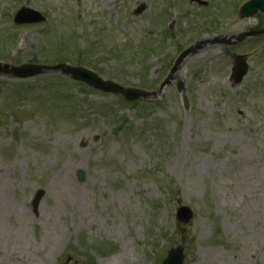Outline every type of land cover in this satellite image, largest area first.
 Masks as SVG:
<instances>
[{"label":"rangeland","instance_id":"374dc122","mask_svg":"<svg viewBox=\"0 0 264 264\" xmlns=\"http://www.w3.org/2000/svg\"><path fill=\"white\" fill-rule=\"evenodd\" d=\"M203 1L0 0V264H162L179 249L184 264H264V39L205 47L134 106L12 70L76 66L82 50L103 79L158 92L181 50L264 26L235 12L248 0ZM23 7L47 21L15 25ZM238 56L250 73L233 87Z\"/></svg>","mask_w":264,"mask_h":264},{"label":"water","instance_id":"95a60500","mask_svg":"<svg viewBox=\"0 0 264 264\" xmlns=\"http://www.w3.org/2000/svg\"><path fill=\"white\" fill-rule=\"evenodd\" d=\"M192 2H199V0H191ZM200 3V2H199ZM144 10V7H142L138 14H140ZM259 10L264 11V0H254L247 4L242 11L243 17H250L254 16ZM45 21V18L38 12L31 10L29 8H23L20 10L16 17L15 22L17 24H33V23H39ZM260 35L258 32H249L247 34L241 35L238 39L242 41L248 36H256ZM226 42V41H225ZM222 42L220 39H215L212 41H204L202 43L197 44L195 47H192L191 49L187 50L182 56L177 60V65L173 69V73H175L185 58L188 56L196 54L200 49H202L204 46L208 44H222L225 43ZM1 67V65H0ZM6 69H8V66H5ZM248 65L246 64V60L244 58H239L236 66L233 69V73L231 76V80L233 82L234 86H239L245 76L248 73ZM63 71V73L71 75L75 80L84 82L87 85L93 86L94 88L100 89L105 92H111L123 95L128 100L134 101L139 99H147L148 97H151V94L146 93L144 91L140 90H133V89H124L113 82L110 81H104L101 78H99L94 73L87 71L82 68H72L66 65H57V66H35V65H25L20 68H14L13 71L15 72L14 76L18 79H25V78H31L38 76L40 74H43L44 72H57V71ZM170 80H168L165 84H163L162 89L165 87L166 84H168ZM179 91L182 93L183 100L185 107L188 109L189 103L187 98L184 96V84L179 85ZM157 94H154L156 96ZM78 178L80 180H83L84 174L82 172L78 173ZM42 194H38L34 200V207L37 211L38 205L41 202ZM193 218V212L188 207H181L177 212V219L179 222L184 224H189L190 221ZM163 264H184V253L182 249L179 250H172L169 252L168 258L164 261Z\"/></svg>","mask_w":264,"mask_h":264}]
</instances>
